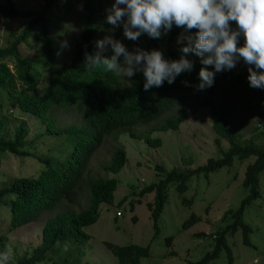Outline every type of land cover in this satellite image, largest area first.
Instances as JSON below:
<instances>
[{
  "label": "trees",
  "instance_id": "trees-1",
  "mask_svg": "<svg viewBox=\"0 0 264 264\" xmlns=\"http://www.w3.org/2000/svg\"><path fill=\"white\" fill-rule=\"evenodd\" d=\"M40 1L34 9L20 10L13 0H0V16L7 20L24 21L23 28L11 32L8 45L0 46V164L9 156L14 158L12 155L36 160L37 157L39 160L41 158L36 151H31L36 143L28 141L27 122L22 118H15L14 114L17 113L31 116L39 121L40 127L45 126V130L39 128L40 132L35 136L39 142L46 135L53 138L68 136L69 141H75L74 151L69 157L55 163L49 158L41 159L46 169L36 177H17L8 185L1 178L0 205L7 204V198L11 197L9 227L16 230L38 221L45 212L62 202L80 205L84 201L86 190L90 191L91 198L89 206L82 212L65 214L47 222L42 231V243L33 252L18 255L12 249L14 256L10 264H90L83 260V244L90 239L84 228L98 222L101 205L114 203L119 186L116 178H90L88 170L91 158L106 146L108 137L114 139L116 134L125 132L151 148L162 147V140L153 139L152 134L156 131H178L187 116L184 108L189 102L199 100L204 101L203 107H211L210 118L214 132L219 139H225L230 144L225 156L219 160L209 159L205 166L196 169L166 172L164 180L147 186L139 194L143 197L156 192L160 197L155 199L153 209L157 228V221L164 208L165 198L162 192L166 185L175 183L176 190L182 194L194 177H209L214 172L232 167L235 160L243 162L253 159L254 162L246 169L243 181L248 196L241 201L237 210L228 212L223 219L227 224L222 228L211 235H195L196 238H211L214 246L203 258L191 264H211L223 252L226 253L228 264L236 263L228 238L240 233L243 235L244 245L253 247V229L244 221V214L261 197V180L264 174V90L249 86L248 75L243 72L246 65L241 60L235 69L216 74L211 88L199 91L196 85L199 84L198 74L203 65L199 57L188 54L187 57L193 62V69L177 76L171 85L165 81L162 87L145 91L144 77L142 73H137L131 78L132 83L126 86L121 78L105 73L102 69L84 68L85 52L95 53L96 42L102 35H109L122 43L125 39L122 26L113 28L106 22L105 10L111 7L114 0ZM75 2L81 6L82 32L72 46L71 59L60 63L57 60V49L62 35L56 36L53 33V20L55 14H59L61 19L58 23L64 22L71 12V3ZM231 23L235 29V22ZM182 31V28L173 25L167 41L166 35L160 39H152L145 34L140 37L139 45L150 51L160 50L165 44L169 49L168 58L177 60L180 56L170 47L181 49L185 46L177 43ZM33 39L35 42L31 46L34 52L24 56L22 46ZM243 44L244 38L241 36L238 46ZM136 47L134 44L133 48ZM112 54L109 45L103 55L110 58ZM120 59L122 62L123 58ZM38 64L45 68L44 74L37 72ZM209 70L213 69L209 66ZM39 78L44 80L42 87L38 85ZM242 105L252 109L262 119L259 127H255L258 133L251 140H244L243 131L231 135L228 130ZM55 109H73L79 115L83 113L89 125L97 129V133L91 137L93 130L79 129L76 124L73 127H57L52 117ZM11 124L13 128H10ZM151 124L155 125L148 131L135 130ZM114 149L111 161L101 166V170L116 175L126 166L128 155L123 147ZM156 169L160 173L164 171L163 167ZM133 207L134 205L132 209ZM0 209L9 220L7 208ZM199 220L192 215L184 223L183 229H189ZM166 242L170 248L173 238ZM105 245L119 264H140L142 259L150 257L149 246ZM6 246H9L8 239L0 233V251L5 250ZM175 254L173 252L169 255L173 257Z\"/></svg>",
  "mask_w": 264,
  "mask_h": 264
},
{
  "label": "rangeland",
  "instance_id": "rangeland-1",
  "mask_svg": "<svg viewBox=\"0 0 264 264\" xmlns=\"http://www.w3.org/2000/svg\"><path fill=\"white\" fill-rule=\"evenodd\" d=\"M20 10L36 8L40 0H13ZM80 4L71 3V12L60 21V15L55 14L53 20V33L56 36L62 35L60 47L57 49V60L69 61L72 57V46L82 32ZM24 21L21 19L7 20L0 16V46L5 47L9 43L10 34L14 30L23 28ZM109 35H102L97 41L104 40ZM122 37V36H121ZM165 35H162V38ZM169 38V33L165 40ZM138 41L123 39V44L131 51L134 44L142 48ZM35 39L30 40L22 46L24 56L34 52ZM67 42L68 48L62 44ZM172 50H176L172 48ZM161 51L167 57L168 46L163 44ZM45 68L37 65V72L45 73ZM125 85L129 86L132 79L123 78ZM42 87V79L38 83ZM204 101H191L184 108L187 116L178 131L159 132L152 134L153 139H161L162 147L151 148L143 141L132 138L129 133L116 134L113 138L108 137L106 146L98 150L90 162L88 175L90 178H116L119 186L115 192V201L112 205L103 204L100 209V218L97 223L84 228V232L90 239L83 244L85 256L83 260L90 264H119V261L107 249L105 243H112L117 246H149L150 257L142 259L140 264H191L199 261L203 256L212 250L214 243L211 238H196L195 235L205 233L211 235L223 225V219L229 211L239 208L241 201L248 196L244 189L243 181L247 167L252 164L253 159L243 162L235 160L230 168L214 172L205 177L204 175L192 178L188 183V189L184 193L176 190V184L166 185L162 194L165 198L163 211L157 221V228L153 218L155 199L160 197L156 193L135 196L133 193L138 188H145L153 183H158L166 178V172L174 169L186 171L188 168L196 169L205 166L209 159L219 160L223 158V151L229 148V144L222 140L219 147L216 139L219 136L213 131L210 111L211 107H203ZM246 109L247 106H242ZM18 112V111H17ZM15 118H22L27 122L29 129L28 141H34L31 151L34 150L38 156L49 157L61 160L70 156L74 149V142L69 141L68 136L53 138L44 136L40 140L35 136L39 134V128L44 131L45 126L40 127L39 121L35 118L21 113L14 114ZM256 114L247 117L245 123L236 129V132L243 131L244 140H251L258 133L254 123H259ZM55 124L59 128L73 127L76 124L79 129H91V137L96 134L94 127L80 113V116L73 109H55L52 113ZM240 120L237 116L231 122L232 126ZM152 125L137 127V132L148 131ZM13 128V124L10 125ZM88 136V134H86ZM53 139V140H52ZM52 140V141H51ZM57 144V148H51ZM123 147L127 151L128 162L119 174L104 173L101 166L108 164L114 153V148ZM36 148V150H35ZM14 156L5 158L0 164V179L10 184L17 177H36L46 165L32 157ZM17 157V158H15ZM156 167H163L164 171H158ZM143 181L145 184L142 185ZM84 189H87L84 188ZM83 189V190H84ZM261 197L252 203L244 214V221L249 224L253 233L251 242L253 247H246L243 243V235L238 233L228 238V244L233 251L234 264H264V174L261 180ZM140 192V191H139ZM157 196V197H156ZM91 193L86 190L84 201L80 205H72L62 202L53 209L45 212L41 218L22 228L11 230V197L7 198L6 207L9 213V220L6 213L0 209V233L7 237L9 246L21 255L31 253L42 243V230L50 220L59 216L80 213L89 206ZM126 198L124 201L123 199ZM123 201V202H122ZM122 202V204H120ZM189 202H192L190 204ZM132 205H134L132 209ZM67 206V207H66ZM82 206V207H81ZM151 206V207H150ZM195 215L200 220L192 227L183 229L184 223ZM227 221V220H226ZM230 221V220H228ZM156 236V237H155ZM173 238L172 246L169 248L167 239ZM175 252V256L169 254ZM211 264H228L226 253Z\"/></svg>",
  "mask_w": 264,
  "mask_h": 264
},
{
  "label": "clouds",
  "instance_id": "clouds-1",
  "mask_svg": "<svg viewBox=\"0 0 264 264\" xmlns=\"http://www.w3.org/2000/svg\"><path fill=\"white\" fill-rule=\"evenodd\" d=\"M105 11L106 22L113 28L122 26L124 37L130 41H138L145 34L149 38L160 39L175 25L183 29L177 43L185 46L181 49L171 46L170 49L175 48L174 52L180 56L177 60H171L168 58L169 49L165 58L161 47L160 50L150 51L136 47L129 51L119 40L107 37L96 42L95 53L85 52L84 68L87 70L102 69L105 73L129 81L135 74L142 73L145 80L143 88L148 91L153 87H162L165 81L171 85L177 76L190 72L193 62L187 55L194 54L203 65L198 74L197 90L211 88L216 74L235 69L241 60L246 65L243 72L248 75L249 86L264 90V0H114ZM231 22H235V29ZM190 32L193 34L188 35ZM241 36L244 44L238 46ZM109 45L113 52L110 58L103 55ZM62 47L68 48L69 45L64 42ZM209 66L213 70H209ZM41 79L43 86L44 80ZM40 81L39 78L38 83ZM184 83L188 86L187 82ZM242 106L237 112L240 120L235 126L232 123L228 126L231 135L245 123L248 116L255 114L252 109H243ZM257 119L259 123H254V127L262 123L258 116ZM217 139L219 147L225 139ZM51 148H57V144L54 143ZM227 150L223 151V157ZM41 159L45 158L41 156L39 161L43 162ZM56 161L59 160L56 158L53 162ZM143 189L140 187L133 194L139 197V191ZM13 256L12 248L6 246L5 250L0 251V264H10Z\"/></svg>",
  "mask_w": 264,
  "mask_h": 264
}]
</instances>
